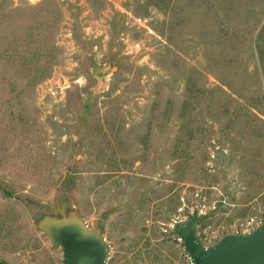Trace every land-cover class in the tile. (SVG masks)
Instances as JSON below:
<instances>
[{
  "label": "rangeland",
  "instance_id": "obj_1",
  "mask_svg": "<svg viewBox=\"0 0 264 264\" xmlns=\"http://www.w3.org/2000/svg\"><path fill=\"white\" fill-rule=\"evenodd\" d=\"M201 201L205 246L264 221V0H0L2 264H60L67 214L190 264L163 229Z\"/></svg>",
  "mask_w": 264,
  "mask_h": 264
},
{
  "label": "water",
  "instance_id": "obj_2",
  "mask_svg": "<svg viewBox=\"0 0 264 264\" xmlns=\"http://www.w3.org/2000/svg\"><path fill=\"white\" fill-rule=\"evenodd\" d=\"M68 216L52 219L49 232L42 228L60 246V264H106L107 249L98 232L74 214L75 221ZM204 218L193 210L172 228L192 264H264V221L246 232L225 233L205 246L195 234V226Z\"/></svg>",
  "mask_w": 264,
  "mask_h": 264
},
{
  "label": "built area",
  "instance_id": "obj_3",
  "mask_svg": "<svg viewBox=\"0 0 264 264\" xmlns=\"http://www.w3.org/2000/svg\"><path fill=\"white\" fill-rule=\"evenodd\" d=\"M214 208V204L213 203H205L204 201H201L199 203H197L193 209H191L189 211V213L193 210H195L197 216H202V215H206V213L210 210H212ZM188 213V214H189ZM187 217L185 215L183 216H179L176 215L174 217H172L164 226V231H171L172 232V228L175 224L182 222L183 220H185ZM263 221H258V222H253L252 219L247 220L243 226V228L240 230V232H246L250 229H253L254 227H256L258 224H260ZM178 239V238H177ZM190 264L191 261H190Z\"/></svg>",
  "mask_w": 264,
  "mask_h": 264
},
{
  "label": "bare ground",
  "instance_id": "obj_4",
  "mask_svg": "<svg viewBox=\"0 0 264 264\" xmlns=\"http://www.w3.org/2000/svg\"><path fill=\"white\" fill-rule=\"evenodd\" d=\"M67 220H69V221H75V217H74L73 215H72V216L69 215V216L67 217ZM51 221H52V220H51ZM51 221H49V220H45L44 223H43V228H44L46 231H48V232L50 231V228H51V226H52V225H51V224H52Z\"/></svg>",
  "mask_w": 264,
  "mask_h": 264
},
{
  "label": "trees",
  "instance_id": "obj_5",
  "mask_svg": "<svg viewBox=\"0 0 264 264\" xmlns=\"http://www.w3.org/2000/svg\"><path fill=\"white\" fill-rule=\"evenodd\" d=\"M0 264H2V262L0 261Z\"/></svg>",
  "mask_w": 264,
  "mask_h": 264
}]
</instances>
